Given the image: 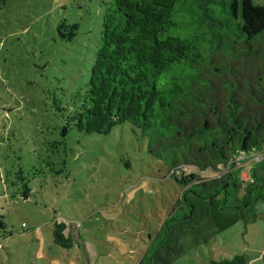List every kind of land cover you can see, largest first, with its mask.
Segmentation results:
<instances>
[{
	"label": "trees",
	"instance_id": "trees-1",
	"mask_svg": "<svg viewBox=\"0 0 264 264\" xmlns=\"http://www.w3.org/2000/svg\"><path fill=\"white\" fill-rule=\"evenodd\" d=\"M101 7L89 78L69 105L55 104L67 111L62 139L41 149L63 144L70 130L104 135L123 123L140 130L181 191L136 264H172L190 244L255 220V204L264 201V160L252 166L249 182L232 163L216 176L264 144V3L102 0ZM78 30L65 19L57 25L65 42ZM17 172L13 184L23 197L30 188ZM76 231L56 220L53 242L70 249L79 244ZM229 264L245 260L238 255Z\"/></svg>",
	"mask_w": 264,
	"mask_h": 264
},
{
	"label": "rangeland",
	"instance_id": "rangeland-1",
	"mask_svg": "<svg viewBox=\"0 0 264 264\" xmlns=\"http://www.w3.org/2000/svg\"><path fill=\"white\" fill-rule=\"evenodd\" d=\"M101 1L0 0V264H136L179 197L168 164L129 123L104 135L70 130L63 144L41 149L45 140L62 139L67 111L55 104L69 105L89 78ZM63 19L78 24L73 42L57 32ZM18 170L27 197L13 184ZM255 211L264 221V201ZM257 218L190 244L172 264H229ZM56 220L74 226L79 244L53 242Z\"/></svg>",
	"mask_w": 264,
	"mask_h": 264
},
{
	"label": "crops",
	"instance_id": "crops-1",
	"mask_svg": "<svg viewBox=\"0 0 264 264\" xmlns=\"http://www.w3.org/2000/svg\"><path fill=\"white\" fill-rule=\"evenodd\" d=\"M258 223L252 222L246 225L243 235L249 236L252 231L255 232L250 239L245 240V246L242 250L234 249L232 252V258L240 254L245 260V264H264V221H260L259 218L256 220ZM256 224V225H255ZM252 230V231H251ZM253 239H257V242ZM251 252V253H250ZM139 259V257H138Z\"/></svg>",
	"mask_w": 264,
	"mask_h": 264
},
{
	"label": "built area",
	"instance_id": "built-area-1",
	"mask_svg": "<svg viewBox=\"0 0 264 264\" xmlns=\"http://www.w3.org/2000/svg\"><path fill=\"white\" fill-rule=\"evenodd\" d=\"M264 160V144H259L257 147H253L249 152H241L240 155L230 160L227 164L221 165L216 173V176H220L225 173L229 168L230 164L235 168L240 169V179L243 182L251 181L250 170L252 166L260 161ZM234 162V164H233Z\"/></svg>",
	"mask_w": 264,
	"mask_h": 264
},
{
	"label": "water",
	"instance_id": "water-1",
	"mask_svg": "<svg viewBox=\"0 0 264 264\" xmlns=\"http://www.w3.org/2000/svg\"><path fill=\"white\" fill-rule=\"evenodd\" d=\"M23 196H24V197H27V194H26V192H24V193H23Z\"/></svg>",
	"mask_w": 264,
	"mask_h": 264
}]
</instances>
